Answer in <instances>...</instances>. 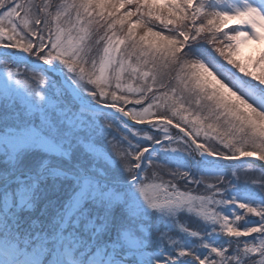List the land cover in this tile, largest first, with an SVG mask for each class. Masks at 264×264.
Returning <instances> with one entry per match:
<instances>
[{
    "label": "snow or ice",
    "instance_id": "6c2138e0",
    "mask_svg": "<svg viewBox=\"0 0 264 264\" xmlns=\"http://www.w3.org/2000/svg\"><path fill=\"white\" fill-rule=\"evenodd\" d=\"M249 44L264 0H0V264H264Z\"/></svg>",
    "mask_w": 264,
    "mask_h": 264
},
{
    "label": "rangeland",
    "instance_id": "374dc122",
    "mask_svg": "<svg viewBox=\"0 0 264 264\" xmlns=\"http://www.w3.org/2000/svg\"><path fill=\"white\" fill-rule=\"evenodd\" d=\"M229 23H233V22L230 21ZM262 46H264V45L249 44V45L242 46L241 54L238 57V59L246 60L249 56L255 55L257 49L259 47H262ZM255 175H258V174L257 173H250L249 174V178H251L252 176H255ZM241 179L243 181V179H244V175L243 174H241ZM254 191H257L258 193L260 192L259 189H254ZM193 226H195V225L193 224ZM241 239H244V238H241Z\"/></svg>",
    "mask_w": 264,
    "mask_h": 264
},
{
    "label": "water",
    "instance_id": "95a60500",
    "mask_svg": "<svg viewBox=\"0 0 264 264\" xmlns=\"http://www.w3.org/2000/svg\"><path fill=\"white\" fill-rule=\"evenodd\" d=\"M256 163H257V164H259V163H261V162H259V161H256Z\"/></svg>",
    "mask_w": 264,
    "mask_h": 264
}]
</instances>
